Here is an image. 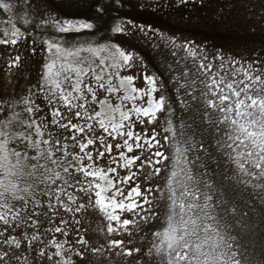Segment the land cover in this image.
<instances>
[{"label":"snow or ice","instance_id":"1","mask_svg":"<svg viewBox=\"0 0 264 264\" xmlns=\"http://www.w3.org/2000/svg\"><path fill=\"white\" fill-rule=\"evenodd\" d=\"M0 8L8 11L11 5L0 3ZM48 23L60 33L93 27L92 23L80 18L50 19ZM137 28L143 32V28L135 22H131V30H125L118 25L115 31H126L127 35H132ZM19 34V29L13 32L14 36ZM17 42V39L11 41L12 45H16ZM3 43H7V40L0 39V44ZM116 50L122 59L123 66L131 68L130 61L133 59L131 52L134 49L127 53L121 51L119 47ZM33 51L35 52V49ZM69 55L74 54L69 53ZM16 59L18 60L19 57L17 56ZM85 63L83 58L75 61L77 66L73 68V71L77 81L70 85L71 92L61 89L59 96L53 90V85L55 88H61V85L52 80V77L58 76L59 73H52V65H46L47 71L43 74L42 82L32 96L39 99V94L43 93L49 106L57 99L65 100L69 102L68 107L71 109L73 106L71 101L80 99V96L74 93L80 92L83 76H87L91 71L97 81H102V77L97 75L91 66L88 69L82 67ZM170 67L177 73L173 79L175 99L165 96L155 99L153 94L157 88L154 78L147 75L145 76L148 84L146 89L131 87L130 93H127V87L134 79L132 75H127L121 79L120 87L126 89V94L121 100H131L133 106L127 111H120V104L116 106L113 111H120L119 122L107 113H95L96 117H103L98 122L108 136L112 139H116L117 136L127 137L123 140V146L126 147L127 152L133 151V145L130 143L132 140H135L136 148L155 149L141 161L140 168L145 165L151 166L153 173H149V176L153 174L159 176L162 171L165 173L162 181L159 182L161 195L152 197L150 193L156 191V188H146L142 192L140 185L137 184L128 191L126 197L119 201L116 197L123 196V189L117 187L112 193L110 203L101 199V191H96L95 204L101 206V210L105 211L109 221L122 223L126 228L133 223L139 228V222L148 224L153 219L165 220L167 226L162 232H154V238L149 242L151 247L148 249L149 253L154 249L156 253L166 255L165 264H242V261L236 258L237 253L232 247V234L223 220L228 208L235 209L236 206L225 198L222 184L214 185L211 182L213 173L209 171V164H215L217 168L221 163L234 165L232 176L228 179H235L237 183L248 185L249 181L245 178H251L256 181L254 187L259 186L264 189V67H254V62L249 63L247 68L236 67L232 62L226 63L223 60L219 64H214L207 57H204L199 64L193 60L190 65L178 57L175 64ZM64 79L68 80L70 77L65 76ZM180 80H183L184 84H180ZM124 81H127V85ZM97 86L105 87L103 82L98 83ZM113 90L111 86L107 88L109 92ZM182 90L183 99L180 97ZM88 91L91 92L92 89L89 88ZM32 96L21 98V105H18L22 107L21 112H16L14 108L10 109L13 115L0 120V222L3 224V227H0V248H5L0 255V261H4L5 264H10L13 258L19 257V253L14 249L21 247V240L10 233L21 228H38L42 223L39 217L46 216V212L40 211L42 205L46 203L48 210H54L58 206L72 209V204L66 203L64 198L75 203L78 197L71 191L75 189L88 196V204L81 202L73 211L79 212L91 206L92 201L89 195L91 182H87L88 186H84L85 181L79 179L76 173L83 171L85 177L100 175L106 180L109 188L114 187L112 180L107 178V172H115V168L98 173L91 170L90 165L87 168L83 165L78 167L77 161L83 159L81 156L74 155L71 160L68 159L69 153L66 151L68 138L63 137L62 140L59 134L49 128L47 118L41 116L39 120L35 119L37 113L42 112L43 108L34 102ZM144 97H147V106L143 103L140 105L135 103L137 99L143 100ZM169 100L172 103H167ZM174 105L181 106L185 112L195 113L194 120L204 116L208 121V127L214 128L215 132L214 135L206 137L204 134L206 130H202L193 144L189 137L196 134L195 129L188 132L187 129L190 126L185 123V132L179 133L175 141L177 157L175 160L172 158V147H170L173 141L167 136V133L172 131V112L169 108ZM75 107L83 109L85 105L81 103L76 104ZM209 109L211 112L208 111ZM24 112L32 116L25 118ZM161 112H165L168 117L164 124L159 122L161 118L158 114ZM76 116L83 119L80 111L76 112ZM51 117L53 126L78 132L85 131L83 127H78L71 121L67 124L60 123L57 118L62 119L63 116L58 108L52 111ZM92 118V116L88 117V119ZM145 120L148 124L154 122L156 124L151 136H148L147 131L139 133L132 130L137 122L143 126ZM34 126L35 136L32 133ZM158 128L163 129V134L157 130ZM88 130H92L91 124L88 125ZM45 134L47 138H43ZM35 137H41V139ZM72 139L75 140L76 137L73 136ZM103 140L104 137H101L102 142ZM209 142L213 143L216 154H213V151L206 146ZM92 143L93 140L88 139L87 145ZM87 145L81 144L80 151L84 152ZM107 147L110 151L111 145ZM116 147L120 148L121 145L117 144ZM62 148L65 151L63 156H60L58 153ZM161 148L165 150L161 151ZM85 155L89 160L92 159L91 153H85ZM103 155L104 153L101 152L100 157ZM120 155L122 159H126L124 167H130L141 160L139 155L132 157H125L123 153ZM153 156L159 159L153 161ZM164 160H168L169 164L164 165ZM156 164H161L163 167H156ZM175 167H180L179 173ZM135 176L136 172H132L121 179L127 183ZM214 197L215 207H213ZM42 198H46V201ZM108 207L113 210L117 208L120 211L127 210L134 219L121 220L119 215L107 212ZM157 208L161 212L160 217L154 216ZM33 217L36 218L33 219ZM137 217L138 221L135 219ZM54 231L59 233L62 229L57 227ZM112 231L114 229L109 224L108 232ZM64 234L67 236L66 232ZM24 239L37 241L39 236L33 232L30 237L25 235ZM78 242L86 243L82 238ZM122 243V241H111V244L115 246ZM161 246L164 248L163 252ZM55 247L57 251L54 255L58 256L62 243L55 242ZM126 254L131 255V252ZM44 255V252H40V256ZM48 259L52 260V257Z\"/></svg>","mask_w":264,"mask_h":264},{"label":"rangeland","instance_id":"2","mask_svg":"<svg viewBox=\"0 0 264 264\" xmlns=\"http://www.w3.org/2000/svg\"><path fill=\"white\" fill-rule=\"evenodd\" d=\"M150 1L152 0L147 2ZM154 1L150 3L144 1L128 7L115 26V29L119 25L125 30H131V22H135L143 28V32L140 31V28L134 30L132 35H127L126 31H115L118 34L119 41H103L90 44L66 42L62 35L92 30L95 27L93 16L83 18L64 15L47 0H0V3L11 5V9L8 11L0 8V39L7 40V43L0 44V120L13 115V111H10V109L14 108L16 112L22 111V107L18 106L21 105V98L32 96V93L38 89L39 84L42 82V76L47 71L45 66L48 64L52 65V73H59L58 76L52 77L53 81L61 85V88H55L53 85V90L57 93V96L61 94V89L71 92L70 85L77 81V76L73 71V68L77 66L75 61L78 58H83L86 63L82 67L88 69L91 66L95 73L102 77V81H97L91 71L87 76H83L80 92L74 93V95H79L80 99L71 101L73 105L71 109L68 107L69 102L65 100L57 99L55 103L49 106L43 93L39 94V99L32 96L34 102L40 104L43 108L42 112L37 113L35 119L39 120L41 116L47 118L49 128L59 134L62 140L63 137L68 138L66 141V151L69 153L68 159L71 160L74 155L83 157V159L77 161L78 167L83 165L87 168L90 165L91 170L98 173L107 172L109 168L116 169L115 172H107V178L111 179L114 185L111 188L108 187L106 180L102 179L100 175L85 177L83 171L76 173L79 179L85 181L84 186H88L87 182H91L89 189L91 206L81 209L79 212L73 211L81 202L88 204V196H85L82 192H77L75 189L71 190L74 196L78 197L75 203L67 201L66 197L64 198L66 203L72 204V209L58 206L54 210H48L46 203L42 205L40 211L46 212V216L39 217L42 223L38 228H21L10 233L21 240L20 249H14L19 253V257L13 258L10 264H57V262L58 264H165L166 255L162 256L160 253H156L154 249L151 253L148 251L151 247L149 242L154 238V232H162L167 226L165 220L153 219L148 224L139 222V228L133 223L126 228L122 223L109 221L105 211L101 210V206L95 204L96 191H101V199L105 200L106 203H110L112 193L116 191L117 187L123 189V196L117 195L116 197L119 201L126 197L128 191L137 184L140 185L142 192L146 188H156V191L150 193V195L159 197L161 195L159 182L162 181L165 173L162 171L159 176L154 174L149 176V173H153L151 166L145 165L140 168L141 161L147 158L155 149L136 148L135 140H132L130 143L133 145V151L131 153L127 152L126 147L123 146V140L127 137L117 136L116 139H112L108 136L101 129L98 122L103 117H96L95 113H107L113 116L116 122H119L120 111H127L133 106V101L121 100L126 94V89L120 87L121 79L127 75L134 77L132 84L127 87V93H130L131 87L140 90L146 89L148 84L145 81V76L147 75L154 78L157 88L153 97L155 99H159L161 96L167 97L164 80L168 83L177 76L170 65L175 64L178 57L189 65L193 60L199 64L204 57H207L214 64H219L223 60L226 63L232 62L236 67L247 68L249 63L253 62L254 67H264V42L262 41L264 35H257L258 45L252 44L248 48L247 43L240 44L225 41L220 43L217 40V42H211L213 39L198 34L199 29H205L206 32L210 30L202 24L205 25L208 21L213 20V23L217 21L221 23L219 27L221 29L224 28L223 25L229 22V25H235L234 28L243 24L250 28L260 27L264 31V16H259L260 13L264 14V0H260V4H257L256 0H243L242 4L236 3V1L240 2L239 0H228L227 2L226 0ZM249 2L253 3L249 5ZM61 18H80L92 23L93 27L60 33L48 21L50 19L60 20ZM17 29H19L20 34L14 36L13 32ZM12 39H17L16 45H12ZM253 40L255 41V39ZM140 44L143 49H140ZM117 47L126 53L134 49L131 52L133 56L130 61L131 68L123 66L122 59L116 50ZM33 49H35V52ZM139 51L146 55L149 62L142 57ZM69 53L74 55H69ZM159 53L163 54L164 57L157 55ZM17 56L19 57L18 60L16 59ZM152 66L159 68L164 77L160 76ZM172 74L173 78L171 77ZM65 76L70 77V79L65 80ZM100 82L104 83V88L97 86ZM124 83L127 85V81H124ZM180 84H184V81L180 80ZM109 86L114 89L112 92L107 91ZM89 88L92 89L91 92L88 91ZM93 96H95V99H93ZM146 101L147 97H144L143 100L137 99L135 103L137 105L143 103L144 106H147ZM81 103L85 105L83 109L75 107L76 104ZM118 104L121 105L120 111H113ZM57 108L63 116L62 119L57 118L60 123L67 124L71 121L72 124L83 127L85 131L78 132L53 126L51 124V113ZM77 111L81 112L83 119L76 116ZM169 111L172 112L171 107ZM23 114L25 118L32 116V114L26 112ZM89 116L93 118L88 119ZM158 117L161 118L160 124H164L168 119L165 112L159 113ZM133 119H135L134 115ZM171 121L172 131L167 133V136L173 141L170 147H172V158L175 160L177 159L175 156L176 135L172 117ZM89 124L92 125L91 131L88 130ZM154 127H156L155 122L148 124L145 120L143 126L137 122L132 130L139 133L147 131L148 136H151ZM157 130L163 134L162 128ZM32 133L35 136V126ZM73 136L76 137L75 140L72 139ZM101 137H104L103 142ZM35 138L41 139V137ZM43 138H47V134ZM88 139H92L93 143L87 145ZM81 144L87 145L84 152L80 151ZM109 144L111 145L110 151L107 147ZM117 144H120L121 147L117 148ZM164 150L161 148V151ZM64 151L65 149L62 148L58 155L63 156ZM101 152L104 153L103 157H100ZM85 153H91L92 159L89 160ZM121 153L125 157L139 155L141 160L136 161L130 167H124L126 159L121 158ZM152 159L155 161L159 158L153 156ZM168 164L169 161L164 160V165ZM155 166L163 167L161 164ZM228 167L229 171H232L234 165L228 164ZM175 170L178 173L180 172L179 167H175ZM73 171L75 172V170ZM132 172H136V176L124 183L121 178L130 175ZM170 173L171 167L168 174L170 175ZM245 179L249 181L246 186L250 191H259L264 195V189L253 186L256 181L251 178ZM96 185H100V187H96ZM42 199L46 201V198ZM140 202L142 203V200ZM107 212L119 215L121 220L125 218L134 219L127 210L120 211L118 208L113 210L108 207ZM154 216H161L159 208L154 212ZM35 218L33 217V219ZM135 219L138 221V217ZM62 221L64 222L62 223ZM109 224L114 229L111 233L108 232ZM0 227H3L2 222H0ZM57 227L61 228L62 231L55 232L54 229ZM46 229L48 231H45ZM33 232L37 233L39 240L24 239L25 235L30 237ZM65 232L67 236H65ZM81 238L86 241L85 244L78 242ZM113 240L122 241L123 243L115 246L111 244ZM55 242L62 243L58 256L54 255L57 251ZM4 251L5 248H0V255ZM161 251H164L163 246H161ZM40 252H44L45 255L40 256ZM126 252H131V255H127ZM48 257H52V260H49ZM0 264H5V262L0 261Z\"/></svg>","mask_w":264,"mask_h":264},{"label":"trees","instance_id":"3","mask_svg":"<svg viewBox=\"0 0 264 264\" xmlns=\"http://www.w3.org/2000/svg\"><path fill=\"white\" fill-rule=\"evenodd\" d=\"M55 9L60 13L67 16H80L83 18H89L93 16L95 18V27L92 30L73 32L63 34L64 40L70 43H100L103 41H115L118 39V34L115 32V26L120 19L121 15L128 7L142 3L149 0H47ZM134 1V2H131ZM157 1V0H156ZM228 0H226L227 2ZM241 3L243 0H239ZM150 2H155L154 0ZM147 2V3H150ZM250 3L253 2H249ZM257 4H260V0H256ZM248 5V6H249ZM264 16L260 13L259 16ZM214 21V20H213ZM208 21L203 26H206L210 30L199 29L198 34L207 36L213 39L211 42H238L247 43L248 48L252 44L258 45V36L264 35V31L260 27L250 28L247 25H229L227 22L223 25V29L219 28L221 23L219 21L213 23ZM215 28V30H213ZM236 33V34H234ZM255 39V41L253 40ZM217 40V41H216ZM264 42V38L262 40ZM254 42V43H253ZM120 43V42H118ZM120 45V44H119ZM137 46V45H135ZM142 48L141 44L139 45ZM256 47V46H254ZM143 49V48H142ZM140 53V51H139ZM141 54V53H140ZM160 57H164L163 54H157ZM147 61V60H146ZM159 64V63H158ZM152 68L157 73L164 77L159 68ZM174 77L173 74L171 76ZM169 78V77H168ZM164 87L167 97L173 96L174 87L173 81L166 82L164 80ZM181 99L184 98L183 90L180 93ZM169 104L171 100L167 101ZM172 108V119L174 124V130L176 140L178 134L185 132V123L190 127L187 129L191 132L195 129V135L190 136L193 144L201 134L202 130L206 137L214 135V128L208 127V121L204 116H200L199 119H193L195 113L185 112L181 109V106L174 105ZM211 112V109L208 110ZM209 149L215 153L213 143L209 142L206 145ZM203 151V149H201ZM226 159V158H225ZM180 168V167H179ZM209 171H211V182L214 185L222 184L225 198L235 205V209L229 207L227 214L223 217L224 225L228 231L232 234V247L237 253V259L242 261V264H264V195L261 192L252 190L242 183H237L235 179H228L232 176V171H229L227 163H221L219 168L215 164H209ZM215 197L213 207H215ZM219 217V212H217ZM227 234V233H226Z\"/></svg>","mask_w":264,"mask_h":264},{"label":"flooded vegetation","instance_id":"4","mask_svg":"<svg viewBox=\"0 0 264 264\" xmlns=\"http://www.w3.org/2000/svg\"><path fill=\"white\" fill-rule=\"evenodd\" d=\"M141 53V52H140ZM142 57L147 60L149 62V60L147 59L146 55H144L143 53H141Z\"/></svg>","mask_w":264,"mask_h":264}]
</instances>
